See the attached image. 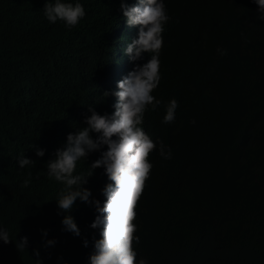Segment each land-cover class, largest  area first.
I'll return each instance as SVG.
<instances>
[{
    "label": "trees",
    "instance_id": "1",
    "mask_svg": "<svg viewBox=\"0 0 264 264\" xmlns=\"http://www.w3.org/2000/svg\"><path fill=\"white\" fill-rule=\"evenodd\" d=\"M29 1L0 0V128L21 137L9 164L10 191L0 184V221L14 201L46 198L45 190L36 194L51 189L49 180L22 187L23 180L29 171L46 173L45 154L65 129L61 117L89 108L73 28L47 20L46 0ZM67 2L89 8V18L111 6L110 0ZM165 6L170 19L152 93L162 104L144 124L157 148L139 204L137 260L264 264V20L254 0H165ZM34 88H48L52 97V110L37 117L28 109ZM173 98L176 118L165 124L164 106ZM21 128L30 130L21 135ZM161 141L171 159L160 156ZM22 153L34 161L30 169L15 163ZM75 244V236L60 234L50 249L69 254Z\"/></svg>",
    "mask_w": 264,
    "mask_h": 264
},
{
    "label": "clouds",
    "instance_id": "2",
    "mask_svg": "<svg viewBox=\"0 0 264 264\" xmlns=\"http://www.w3.org/2000/svg\"><path fill=\"white\" fill-rule=\"evenodd\" d=\"M254 2L264 20V0ZM110 5L89 18V8L79 2L44 4L50 23L61 20L73 28L75 65L89 108L83 116L61 117L65 129L45 154L47 174L29 171L23 180L22 187L49 180L51 189L38 190L36 195L49 193L43 201L34 203V196L12 203L0 221V264H148L146 258L137 260L135 249L139 204L153 167L149 156L157 148L144 124L162 104L152 93L161 79L159 54L170 17L165 0H110ZM30 97L32 116L52 110L48 88H34ZM178 106L174 98L168 101L163 123L174 122ZM20 130L24 135L30 129ZM20 139L16 129L0 128V184L6 192ZM159 154L165 160L172 156L162 141ZM36 155L44 156V150ZM14 160L19 169L34 164L23 153ZM60 234L76 237L69 254L50 249Z\"/></svg>",
    "mask_w": 264,
    "mask_h": 264
},
{
    "label": "bare ground",
    "instance_id": "3",
    "mask_svg": "<svg viewBox=\"0 0 264 264\" xmlns=\"http://www.w3.org/2000/svg\"><path fill=\"white\" fill-rule=\"evenodd\" d=\"M115 58H116V57H115ZM116 70H119V71H121V70H123V69H116ZM105 90H108V89H104V91H105Z\"/></svg>",
    "mask_w": 264,
    "mask_h": 264
}]
</instances>
